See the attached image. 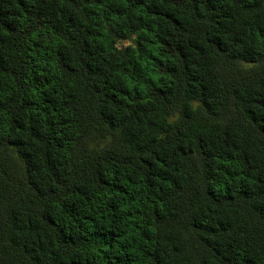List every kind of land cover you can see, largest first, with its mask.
I'll use <instances>...</instances> for the list:
<instances>
[{
  "label": "clouds",
  "instance_id": "1",
  "mask_svg": "<svg viewBox=\"0 0 264 264\" xmlns=\"http://www.w3.org/2000/svg\"><path fill=\"white\" fill-rule=\"evenodd\" d=\"M29 2L50 5L53 12L59 7V18L46 19L68 28L65 39L70 33L76 40L51 45L33 61L30 55L38 49L29 54L32 42L50 43L48 32L32 17H22L17 32L0 28V57L7 58L0 62V102L6 105L0 109V136H24L33 154L48 157L44 167L49 169L36 165L34 174L17 173L8 162L0 165V264H24L22 246L30 242L39 243L43 264L66 262L80 251L57 245L54 229L41 216L45 221L55 218L73 237L93 229H104L105 239L111 235L108 229L127 232L117 247L134 248L137 264H150L149 254L163 257L165 264H201L206 261L201 241L236 248L242 256L264 249V233L257 232L243 199L249 189L264 188V136L254 135L244 118L253 95L264 103V41L257 39V34L264 37V0H177L175 8L169 7L170 0H140L138 7L137 0H102L97 15L90 17L84 0L73 9L58 0ZM110 9H120V14ZM164 14L182 19L173 26L161 19ZM68 15L79 17L83 26L78 32L64 23ZM86 29L103 35L102 43L89 42L88 55L77 43L86 38ZM146 37L168 44L155 49L162 55L172 52L166 66L149 63L153 49L145 44ZM57 50L71 58L58 57ZM85 64L95 76L87 78ZM165 67L170 76L150 75ZM90 85L98 92L87 95ZM112 90L126 95L107 103ZM29 98L36 107L25 116L22 101ZM45 98L58 110L42 119L40 108L49 111ZM65 102L75 115L60 110ZM66 115L70 128L63 125ZM253 115L264 128V112ZM13 120L33 127L17 132ZM85 133L95 139L85 140ZM37 180V190L47 192L42 197L24 186ZM120 186L126 194L115 190ZM77 188L82 195H75ZM67 201L78 212L67 215L61 207ZM21 202L30 225L18 211ZM200 228L215 232L214 240L205 239ZM92 245L102 246L93 240L85 247ZM229 254L230 264H238L240 257L231 250ZM259 258L264 261V253Z\"/></svg>",
  "mask_w": 264,
  "mask_h": 264
},
{
  "label": "trees",
  "instance_id": "2",
  "mask_svg": "<svg viewBox=\"0 0 264 264\" xmlns=\"http://www.w3.org/2000/svg\"><path fill=\"white\" fill-rule=\"evenodd\" d=\"M41 3H43V0H41ZM58 3H66L69 9H73L79 7L81 0H58ZM101 3L102 0H84V5L86 6L85 16L90 17L97 15L96 8L100 7ZM139 5L140 0H137L136 6L138 7ZM169 7H177V0H170ZM33 8L36 9L35 12L32 11ZM110 11H113L116 14H120V9H110ZM157 14L158 13L156 12L151 13V15L153 16ZM49 15H51L53 18H59L61 16L60 8L58 7L57 10L53 12L51 11L50 5H33L29 2V0H0V28H2L3 32L11 34L13 32L19 31L21 18L32 17L35 19L36 25L42 30L48 32V34L50 35V43H43L41 41L32 42V46L29 49V54L31 53L33 48L38 49L35 55H30V59H32L33 61H35L36 55L45 52V50L50 51L51 45L58 44L60 42L68 44L69 42L76 40V37L71 35L70 33L68 34L67 39H65V33H68V28H64L60 23H57L55 25L52 24L51 21L46 19V17ZM161 19L164 21H168L173 26H175L176 22L180 21L182 18L179 15H175V18H170L169 15L164 14L161 16ZM64 23L68 25L69 28L76 29L77 32L78 28L83 26L80 22L79 17L75 15H68L65 18ZM121 35H123V33H121ZM84 36L86 38L77 41V43L81 44L82 50L86 55L90 54L88 45L92 39H95L97 42H103L102 32H97L94 34L92 30L86 29ZM257 39L258 41H264V37L260 36L259 34H257ZM145 44L148 48L153 49V51L148 56V61L150 64L157 65V67H159L160 65L166 66L169 63V58L172 57L171 51H168L164 55L155 51V49L161 45L165 48L168 47V44L164 42L163 38H158V42L153 43L150 37H146ZM196 51H199V49H196ZM56 54L58 57H66L69 59L71 58L69 52L67 51L61 52L57 50ZM6 59V57H0V62H6ZM84 68L87 72V78H91L96 75V73L91 71L87 64L84 65ZM39 75L40 74L38 73L37 76ZM150 75L155 79H163L164 76H170L171 72L165 67L161 70V72H153ZM14 78L15 77L13 76V79ZM33 80L34 83H40V80H38L37 77H34ZM43 83H49L47 77L43 79ZM157 87H160V85H157ZM161 90L163 91V89ZM33 91H35V89H33ZM84 91L87 95H91L92 92H98V88L96 85H90L89 87H86ZM125 95L126 94L124 92H117L115 90H112L111 95L105 97V101L107 103L115 104ZM167 95H172V90L170 87L167 90ZM42 103L47 105L49 109V111H45L43 107L40 108L39 115L42 119H46L50 114L55 115L57 113V107H53L49 99L45 98ZM22 104L25 116H27L28 114V109H34L36 107V102L31 100L30 98L28 100L22 101ZM4 107H6V105L3 102H0V109ZM250 109L251 112H244V118L246 119L247 125L252 130L254 135L264 136V128L260 126L259 122L254 118L253 115L255 114L258 116L261 112H264V103H259L258 98L253 95ZM60 110L64 112H71L72 115H75V110L70 109L67 102L64 103L62 109ZM85 115H87V113H85ZM164 115L166 116L167 114L165 113ZM53 123H55V121H53ZM104 123L108 124L107 121H104ZM13 124L17 132L23 131L24 128L31 129L33 127V125L31 124H23V122H18L16 120H13ZM71 124L72 120L70 116L66 115L63 118V125L70 128ZM108 126L110 127L111 125ZM11 130L12 129H9V131ZM32 139L37 140L39 139V137L35 134H32ZM93 139L95 138L92 137L90 133H85V140ZM102 139L103 138L101 137L99 142H102ZM117 143H119V141H117ZM124 143H127L126 138L124 139ZM56 147L59 149L61 146L57 144ZM83 153L84 141H81L80 155H83ZM190 154L191 152H189V155ZM47 159L48 157H46L43 153L33 154L24 136L13 138H5L3 136H0V165L6 166L5 162H8L12 164L14 171H16L17 173L34 174L36 171V165H40L42 171H49L48 168L44 167ZM53 159H55V157H53ZM244 162L248 163L247 157L245 158ZM62 167L63 161L61 160L56 166L57 171H60ZM249 181L251 182V178H249ZM255 183L257 185L261 183L260 177L256 178ZM56 184L57 182L55 180V177H53V190L55 189ZM24 186L26 190L31 189L34 197H42L43 195L47 194L46 191L37 190V188L39 187L38 180L35 181V184L26 181ZM181 187H183V185H181ZM115 190L124 191L126 194V189L123 188V186L117 187ZM75 195H82V192L79 190V188L76 189ZM8 199L12 200L13 197L9 196ZM243 199L249 202L248 215L254 218L256 222L257 232L264 233V188H257L256 191H252L251 189H249L247 195H245ZM29 203H31V201H29ZM61 207L64 208L67 215H71L73 212H78V206L72 201L65 202V204L61 205ZM109 207L112 206L109 205ZM18 211L21 215H24L26 224L30 225L31 221L27 216L23 202H21V204L18 206ZM48 214L52 215L51 212H49ZM15 218L19 219V216H16ZM84 219L89 218L85 217ZM165 219H168V217H165ZM40 220L42 223H48L50 231L54 229L53 239L57 245H71L73 248H77L80 250L75 253L74 258H71L66 262L61 261L60 264H102V262L103 264H137V255L134 248H124L123 246L117 247L118 241L122 240L124 236L129 235L127 232L119 234L112 232L111 229H108L107 231L111 233V235L108 239H105L104 229H101L100 231H96L95 229H93L88 235L82 233L77 237H73L69 234V232L64 231V229L59 226L55 218L52 221H45L44 217L41 216ZM212 227H217V225H213ZM29 230L31 231V228H29ZM197 231L202 233L205 239L214 240L215 232L209 231L207 228H200L197 229ZM260 238L264 239V235H261ZM145 239H147V237H145ZM93 240H99L102 246L95 247L94 245H92L91 247L86 248L85 245H87L89 241ZM93 247H95V251H92ZM200 247L206 250V252L204 253L206 255V261H201V264H230V250L231 252H234L237 257H240L238 264H264V261H261V259L259 258L260 255L264 253V249H261L259 247L254 248L253 251L246 256H242L241 252L236 248H231L230 250L229 248L225 247L216 248L210 244L204 243L203 241L200 242ZM113 249L116 250L112 251L111 256H109L108 250ZM172 251L175 253L177 249L173 248ZM21 255L26 258L24 264H43L39 243L34 244L30 242L27 245L22 246ZM90 256L96 258L91 259ZM147 258L150 261V264H165V260L163 257H157L149 254ZM184 259L185 261H187L188 257H185Z\"/></svg>",
  "mask_w": 264,
  "mask_h": 264
}]
</instances>
